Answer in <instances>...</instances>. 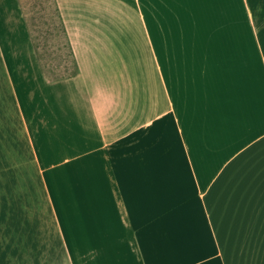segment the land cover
<instances>
[{
  "label": "crops",
  "instance_id": "0c3cea01",
  "mask_svg": "<svg viewBox=\"0 0 264 264\" xmlns=\"http://www.w3.org/2000/svg\"><path fill=\"white\" fill-rule=\"evenodd\" d=\"M55 3L63 77L0 8V264H264V0Z\"/></svg>",
  "mask_w": 264,
  "mask_h": 264
},
{
  "label": "rangeland",
  "instance_id": "374dc122",
  "mask_svg": "<svg viewBox=\"0 0 264 264\" xmlns=\"http://www.w3.org/2000/svg\"><path fill=\"white\" fill-rule=\"evenodd\" d=\"M9 2L10 0L0 1V8L3 5V11H7ZM17 2L44 73L49 77L72 73L75 70L74 59L58 18L55 0ZM261 21L264 29V17Z\"/></svg>",
  "mask_w": 264,
  "mask_h": 264
},
{
  "label": "trees",
  "instance_id": "16d2710c",
  "mask_svg": "<svg viewBox=\"0 0 264 264\" xmlns=\"http://www.w3.org/2000/svg\"><path fill=\"white\" fill-rule=\"evenodd\" d=\"M74 64H75V62H74ZM75 71H76V65H75V70H74L72 73H70V74H74ZM67 75H68V74H67ZM63 76H65V75H61V76H59V77H63Z\"/></svg>",
  "mask_w": 264,
  "mask_h": 264
}]
</instances>
